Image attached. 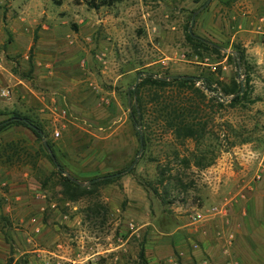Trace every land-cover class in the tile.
I'll use <instances>...</instances> for the list:
<instances>
[{
  "label": "rangeland",
  "instance_id": "obj_1",
  "mask_svg": "<svg viewBox=\"0 0 264 264\" xmlns=\"http://www.w3.org/2000/svg\"><path fill=\"white\" fill-rule=\"evenodd\" d=\"M85 1L0 0V91L6 92L0 123L10 124L0 131V147L17 142L35 164L32 169L23 157L5 164L0 157V264H139L140 251L146 264H264L258 237L252 236V252L237 254L226 236L231 224L219 215L237 194L233 214H249L247 226L264 223V0H122L96 10ZM191 19L193 38L219 48L218 55L187 39ZM235 47L244 52L246 71L235 67ZM147 73L207 76L222 96L219 83L234 77L240 86L246 77L245 99L230 105L229 96L206 111L210 167L185 169L179 160L188 153L154 129L129 172L112 178L89 202L65 203L50 182L39 185L54 168L34 137L33 152L24 139L1 140L19 130L30 134L14 125L26 117L40 126L72 178L85 183L119 174L138 151L130 92L136 77ZM174 150L179 159L171 156ZM25 165L46 208L30 216L38 217V231L21 235L29 216L15 225L2 209L16 181L9 173ZM166 165L165 176L180 186L174 180L158 184V170ZM124 181L144 193L147 214L127 206ZM137 181L150 187L143 190ZM94 203L102 207L98 214ZM87 206L92 212L85 214ZM224 236L227 262L217 247Z\"/></svg>",
  "mask_w": 264,
  "mask_h": 264
},
{
  "label": "trees",
  "instance_id": "obj_2",
  "mask_svg": "<svg viewBox=\"0 0 264 264\" xmlns=\"http://www.w3.org/2000/svg\"><path fill=\"white\" fill-rule=\"evenodd\" d=\"M121 1L122 0H86L85 4L90 9L96 10L100 7L112 6ZM55 4L58 5L59 2L56 1ZM187 39L195 44L196 48L199 50L211 48L213 54H219V48L215 46L191 38L188 34ZM232 51L235 67L237 69L241 67L246 71L245 69L247 66L244 52L238 47L233 48ZM181 77L187 76L142 74L138 79L135 90L130 92L131 112L129 118L136 128L137 142L138 137H141V157H143L148 149L152 132L156 129L161 134L168 135L175 146L184 149V152L188 153L187 156L179 160L185 169L192 166L194 169L201 171L210 167L213 163V157L207 158V155L211 156V154H208L206 149H204V141L209 133L207 130L209 120L206 111L207 109H211L213 104L217 107H221L222 104L216 102L214 98L209 97L207 94L214 91V89L211 88V79L209 77H194L196 81L183 80ZM247 83L248 80L245 77L242 85L244 90L240 94V86L234 77L230 78L226 84L219 83V86L223 96H232L230 105H234L245 99ZM16 118L19 119L20 117ZM9 125L10 124L5 122L0 123V131L4 130V128ZM14 125L23 127L32 134L35 140L40 144V152L50 161L54 168L53 172L43 177L39 182L41 189L45 188L50 182L51 187L58 188L57 195L65 203H76L83 199H87L89 202L90 198H94L98 195L99 189L114 181V179L106 178L111 175L90 178L85 183L72 178L68 173H66L67 176H63L62 173H65V170L57 161L40 126L26 117H21L18 122H14ZM31 127H33L34 130H32ZM42 138L44 139V143L53 161L43 146ZM187 144H192L194 149L192 151H187ZM171 156L174 159H179L176 150L171 151ZM0 157L4 158L5 164L11 163L12 161L17 163L21 160V157H23L26 159V163L31 165L32 169L35 167V164L31 162L34 161V157L29 155L24 148H19L17 142L3 144L0 147ZM169 172L170 170L167 165L164 170H158L156 175L158 184L162 185L165 182L169 183L174 180L180 186L179 180L173 177L171 178V176H165ZM137 185L142 187L143 190L150 187L138 181ZM152 192L156 194V190L153 188ZM89 207L90 206H87L83 213L88 214V212H92V209ZM92 207L95 212L94 214H98V212L102 210V207L97 203ZM60 213L64 214V212ZM4 240L10 243L9 237L5 236ZM137 259L139 264H146L142 251L137 254Z\"/></svg>",
  "mask_w": 264,
  "mask_h": 264
},
{
  "label": "crops",
  "instance_id": "obj_3",
  "mask_svg": "<svg viewBox=\"0 0 264 264\" xmlns=\"http://www.w3.org/2000/svg\"><path fill=\"white\" fill-rule=\"evenodd\" d=\"M260 61L261 60L257 58L255 63L259 64ZM222 69L225 70L224 67ZM30 134L24 130H19L16 131L14 135L12 134V137L11 135L9 137L2 135L1 140L5 142L16 139H24L27 144H29L27 146V150L29 152H33V136H31L32 134ZM9 176H11L16 181H14V183H10L9 188L11 189L9 190V197L6 198L8 200V203L2 209V213L8 214V217L11 219V221L14 222L15 225L19 223V226L23 223L22 217L29 216L28 220H26L25 225L23 226L27 230L20 231L21 235L26 234V231L27 233H33L35 231H38V229L35 228L33 225V223L36 222L35 220H37L38 217L36 216L37 218H35L34 216H30L31 214H42L44 209L46 208V204L45 200L43 199V196L37 193V185L32 178L30 168L26 165L21 166L19 171H16L12 174L9 173ZM6 177V174H3V180ZM122 193L123 197L127 200V206L136 207L137 210L141 212V214H147L146 197L137 186L132 183H128L127 181H124L122 182ZM236 195L231 200L226 202V204L228 205L227 211L222 210L219 213L220 220H225L227 224H231L230 232H226V236L229 235L231 237V241L228 242V244L231 245L230 247H233L237 254L240 253L241 255V252L239 250H242L243 248H245V251L252 252L251 248L254 247V244L252 242V236H257L258 239L262 242L259 243L262 246L261 248H259V245H257V253L259 254V258L264 260V223L259 222L257 224L256 221H253V225L247 226L245 224H248L249 218L247 216L249 214H233L234 211L229 208L234 204ZM256 219L259 220L260 218ZM191 224H196V221ZM143 226H145V224ZM226 236H224L222 240L217 239V247L220 249V251H223L221 252L224 256L223 259L227 262L225 256V253L228 252L225 251V249L227 248V242L225 240ZM243 257L246 260L245 256ZM243 257H241L240 259L242 260ZM223 259L222 261L224 262Z\"/></svg>",
  "mask_w": 264,
  "mask_h": 264
},
{
  "label": "water",
  "instance_id": "obj_4",
  "mask_svg": "<svg viewBox=\"0 0 264 264\" xmlns=\"http://www.w3.org/2000/svg\"><path fill=\"white\" fill-rule=\"evenodd\" d=\"M207 2H208V0H207L205 3H207ZM192 24H193V21H192V19H191L190 26H189V28H188V34H189V36H190L191 38H193V36L191 35V27H192ZM139 77H140V75H138V76L136 77V81H135V85H134V87L136 86V83H137ZM181 79H183V80L196 81V79H195L194 77H181ZM241 92H242V85H240V91H239V94H240ZM31 128H32V130H34L33 127H31ZM43 146H44V148L46 149V151H47L48 155L50 156L51 160L53 161V158L51 157V154H50L49 150L47 149V147H46V145H45L44 142H43ZM140 153H141V137L139 136V137H138V151H137L136 157L134 158V160L132 161V163L130 164V166H129L126 170H124L123 172H121V173H119V174H114V175L108 176V177H106V178H110V179H112V178L119 177V176H121V175H123V174L129 172V171L134 167V165H135V163H136V159H137V157L140 155ZM62 175H63V176H67L66 173H62Z\"/></svg>",
  "mask_w": 264,
  "mask_h": 264
},
{
  "label": "built area",
  "instance_id": "obj_5",
  "mask_svg": "<svg viewBox=\"0 0 264 264\" xmlns=\"http://www.w3.org/2000/svg\"><path fill=\"white\" fill-rule=\"evenodd\" d=\"M264 51V50H263ZM209 97L214 98L216 102L225 104L229 101L230 97L229 96H222L217 90L214 89V91L207 93ZM6 92L5 91H0V97H5ZM57 136V133L54 134ZM258 179V177H256ZM215 209V208H214ZM216 210V209H215ZM193 222L196 221V219H192Z\"/></svg>",
  "mask_w": 264,
  "mask_h": 264
}]
</instances>
